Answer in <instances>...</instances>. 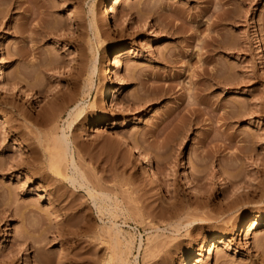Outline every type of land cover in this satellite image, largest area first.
Masks as SVG:
<instances>
[{"label":"rangeland","instance_id":"374dc122","mask_svg":"<svg viewBox=\"0 0 264 264\" xmlns=\"http://www.w3.org/2000/svg\"><path fill=\"white\" fill-rule=\"evenodd\" d=\"M4 1L0 264H264V0ZM42 52L55 62L45 73ZM77 70L73 88L66 79ZM68 90L86 114L69 129L66 113L56 123L71 141L75 186L67 163L59 175L19 164L46 166L25 140L38 147L35 135L45 139L53 125L29 122ZM97 191L109 195L108 211L93 205ZM230 228L209 254L211 236Z\"/></svg>","mask_w":264,"mask_h":264},{"label":"bare ground","instance_id":"6f19581e","mask_svg":"<svg viewBox=\"0 0 264 264\" xmlns=\"http://www.w3.org/2000/svg\"><path fill=\"white\" fill-rule=\"evenodd\" d=\"M8 3L14 6V0H11V1L6 0V1H4V4H2V6L8 5ZM6 8H7V6H5L4 9H6ZM4 9L0 12L2 13L4 11ZM7 11L8 10H5L3 12L2 17L3 16L5 17V15L7 14ZM26 19H28V18H26ZM104 25L106 28L110 27V18L108 15H104ZM90 26L94 30L97 29V25L94 22H92ZM101 30L103 33V29H101ZM98 32L99 31H97V33ZM28 52H26V51L20 52L19 51L20 54L18 53V57H17L19 59V63L27 60ZM30 60H27L28 63L30 62L29 64L32 63V61H30ZM53 60H51V58H48L46 56V54H44V52H42L41 56H40L39 63H38V69H39L40 73H45V70H47L49 67H53L55 65V62ZM23 63H25V62H23ZM32 64H31V66H32ZM92 64H93V62H92ZM28 66H30V65H28ZM89 67L90 68L87 70L88 71L87 79L85 81L84 86H82L83 87V93L82 94L86 95V96L90 95V90H91V87L93 84L92 76H93L94 71H95L94 64L90 65ZM24 71H27V70H24ZM18 72H19V70H18ZM27 72L30 73V71H27ZM20 73H22V72H20ZM27 75H29V74H27ZM27 75H25V76H27ZM81 75H82L81 70H77L73 75L72 74L70 75V73H69L67 76L68 78L66 79L67 84L68 85L72 84L73 88H74L75 82L79 80ZM20 76L19 75L17 76L18 80H17L16 84H19L20 86H22L21 81H24L25 80L24 78H26V77L24 76V74H23L24 77L21 76L22 77L21 78ZM69 77H70V79H69ZM25 87L27 89H29V87L32 88L33 85L32 84L31 85L26 84ZM39 92L41 93V95H37V97H33L34 94L31 95V101L34 104L39 103V101L42 100L43 97L45 96L42 91L39 90ZM115 93L117 94V91H115ZM82 100H83V97L81 100H78V98H77L76 94L73 92V90L61 91V92L57 91L56 93H54L52 95V98L48 102H46V103H44V105L40 106L39 111L36 113L35 117H33L31 119V122H29V124L31 123V124H35V125H44V126L52 124L53 129L50 130L51 131L50 133L45 134L46 138L43 140H41L40 135H35V139L37 142L36 146H38V147L31 146L32 142H34L33 138H29V139L25 140V142H27L26 147H29L27 149V153H29V156L33 159H36V158L42 156L44 158V161L46 162V166L36 167L28 159L24 160L22 163H19V164H21L24 168L29 169V170L30 169H38L37 173H39V174H40V172H44L46 174H48V172H52V173H56L57 175H59L62 167H64V164L67 163L70 166L69 167L70 168L69 169L70 174L66 175L67 176L66 180L72 186H75L76 184L79 185L80 183H82V178H80V173L78 172V168H77L76 163H75V159H74V155H73V148H71V141H70L68 135L65 133L64 128L61 129L60 134H57V131H56V129H57L56 123H57L58 119L61 118V115L64 113H66L67 117H68L66 120L67 122H66V127H65L67 129H69L71 127L72 123L75 120H82L85 118V116H86V114H84L85 107L83 105L84 103ZM108 100H109V98L106 99V101H105V99L102 101L101 106L105 109L107 107ZM46 104H47V106H45ZM90 106L93 109H97L96 108V101L95 102L93 101ZM13 108L16 110L15 107H13ZM17 111H19V112H17L18 113L17 116H22V118L25 119L23 113L20 112V110H18V109H17ZM18 126H12V128L9 130V133H11V136L12 135L15 136L16 134H18L20 132L21 127L20 126L18 127ZM48 138H51L52 140L49 141ZM50 142H51V145L49 144ZM43 144H45V146ZM136 152L137 151L134 150L133 154ZM138 162H139V164H142L141 160H139ZM143 168H145L146 173L149 176V182L151 183V185L160 190L161 188H160L157 180L155 179L154 174L150 170L149 163L146 162V165H144ZM37 179H39V181H44V178L41 175H38ZM105 193L103 191L102 192L97 191L95 198L91 197L92 199H95L93 205L95 206L96 210H98L99 212H101V211L103 212L104 210L108 209L107 208L108 200H111L109 195H107ZM94 194H95V192H94ZM109 204H110V202H109ZM43 205H45V206H44V208H42V211L53 209V207L51 206L50 203H45ZM116 205H114V206H116ZM109 206H111V205H109ZM109 210H110V208H109ZM106 211H108V210H106ZM260 213L261 212L258 213L256 219L260 216ZM256 219L252 220L249 223L247 230H253L257 227L258 222L256 221ZM198 221L201 222V220H193V221H189L186 225H188V226L193 225V228H196V226H198L200 224ZM233 229L234 228H230L229 230H227L225 233L221 234L220 236L212 235L211 239H210V246L208 248V253L210 254L211 252L215 251L216 243L220 242L219 241L220 238H222L223 236H226V235L233 234ZM196 259L197 260L193 264L199 263L200 260L198 258H196ZM106 260L107 261H105L106 262L105 264H112L110 256L107 257Z\"/></svg>","mask_w":264,"mask_h":264}]
</instances>
